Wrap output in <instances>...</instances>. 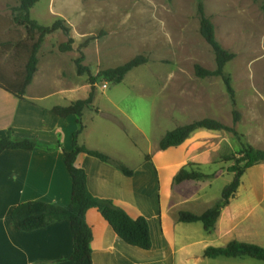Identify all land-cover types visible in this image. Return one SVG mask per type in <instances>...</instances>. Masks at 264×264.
<instances>
[{
  "label": "crops",
  "instance_id": "0c3cea01",
  "mask_svg": "<svg viewBox=\"0 0 264 264\" xmlns=\"http://www.w3.org/2000/svg\"><path fill=\"white\" fill-rule=\"evenodd\" d=\"M49 36L38 53L37 71L26 89L25 99L0 87V139L11 131L16 138L37 142L33 150H6L0 154V264H74L70 261L73 235L69 221L21 232L15 229L11 218L13 210L23 203L41 201L61 207L71 203L73 184L65 153L73 150V136L79 126L76 116L62 118L51 109L67 107L78 100L74 96L75 88H59L57 79L62 69L58 57L46 48ZM25 37L17 35L15 41ZM13 44L1 45L14 57ZM116 67L119 66L107 69ZM13 68L14 65L11 70L0 64V79H14L22 74L21 69ZM98 114L104 113L99 110ZM131 122L146 137L144 130ZM122 132L121 145L109 140L114 146L108 148L92 141L84 125L78 142L121 162L134 171L132 177L124 175L113 164L87 154L77 157L76 166L85 170L87 186L94 197L113 201L132 217L144 216L148 220L152 248L143 250L127 244L98 209H90L86 222L93 234V264H264L250 257L205 256L207 249L224 248L232 241L264 248V162L246 171L237 194L222 211L216 226L207 232L202 223L178 222V212L205 213L221 199L223 189L234 179L231 165L219 170L215 168L217 164L212 163L213 153L216 155L218 148L213 142L209 146L206 141L213 139V131H197L183 145L161 151L159 143L165 130L150 141V148L140 163L133 162L129 154L134 148L137 151V140L126 129L122 128ZM124 138L127 143L123 142ZM146 156H151V160L146 161ZM189 163L195 164L196 171L214 177L179 184L178 198L174 199L173 179ZM203 169L208 171L203 172ZM167 171L173 173L166 186ZM191 185L196 189L190 190ZM170 209L177 214V220L169 216Z\"/></svg>",
  "mask_w": 264,
  "mask_h": 264
},
{
  "label": "rangeland",
  "instance_id": "374dc122",
  "mask_svg": "<svg viewBox=\"0 0 264 264\" xmlns=\"http://www.w3.org/2000/svg\"><path fill=\"white\" fill-rule=\"evenodd\" d=\"M200 1L215 26L218 41L236 55L225 68L232 78L235 105L220 77L200 79L195 74L196 65L210 71L216 69L214 52L200 34ZM19 5L20 0H0V64L11 70L14 65L13 69L23 71L25 59L13 57L1 45L15 44L17 35L27 37L25 29L13 23V10ZM263 5L264 0H39L31 17L44 26L60 20L69 29L68 35L61 30L51 34L46 48L58 57L62 69L57 79L59 88H75L77 100H86L92 94L82 119L92 141L108 148L120 146L121 130L126 129L138 144L137 151L134 148L129 154L133 162L140 163L150 141L161 132L214 119L234 126L242 135L240 139L226 131H211L213 139L206 141L218 148L212 156L215 168L226 170L238 162L240 166L245 164L241 162L244 145L264 150ZM70 39L72 49L61 53L59 46ZM82 53L83 64L93 76L137 56L149 61L133 69L120 84L103 78L91 84L88 75L77 74L75 62ZM99 110L104 114H98ZM234 112L241 117L235 125ZM114 116L117 122L112 119ZM131 120L148 138L135 129ZM123 142L127 143V139ZM225 157L233 161H226ZM188 166L196 171L195 164L185 167ZM172 173L166 172V186ZM178 188L172 182L174 199L178 198ZM189 189L196 188L191 185ZM169 216L177 220L171 209Z\"/></svg>",
  "mask_w": 264,
  "mask_h": 264
},
{
  "label": "trees",
  "instance_id": "16d2710c",
  "mask_svg": "<svg viewBox=\"0 0 264 264\" xmlns=\"http://www.w3.org/2000/svg\"><path fill=\"white\" fill-rule=\"evenodd\" d=\"M38 1L20 0V5L13 10L15 13L13 23L23 27L27 33L25 40L18 41L14 44L15 55L18 56V59L24 58L25 65L22 74L16 76V78L8 80L0 79V87L2 89L22 100L25 99L26 89L32 83L37 71L38 53L45 38L59 30L63 31L66 35L69 34V29L64 25L63 21L59 20L51 26H44L32 19L31 10ZM198 14L200 18V34L214 52L216 69L210 71L196 65L195 74L200 79L220 77L228 95L235 105V90L232 85V78L225 72V68L228 63L235 59L236 55L227 51L218 41L215 26L211 19L206 16L205 6L202 1L198 4ZM71 44L72 40L70 39L69 42L59 46V51L61 53L70 51L72 49ZM84 60L85 56L82 53L75 62L79 76L88 75L91 84H95L98 78H103L116 85L122 83L133 69L145 65L149 61L145 56H137L124 65L103 70L97 76H93L90 69L83 64ZM91 102L92 94L88 99L78 100L70 106H56L51 109L54 115L62 118L76 116L79 126V129L73 136V150L65 153L66 167L73 184L71 203L66 207H61L41 201H31L18 205L13 210L11 217L13 226L21 232H33L46 228L56 222L69 221L73 235V253L70 261L74 264H93L91 248L93 234L86 222V215L90 209L94 208L98 209L104 219L112 226L116 234L124 242L143 250H150L152 248L151 230L148 220L144 216L132 217L113 201L94 197L88 189L85 170L76 166L77 157L80 154H87L103 162L113 164L128 177L134 175V171L128 169L121 162L114 161L106 154L89 150L79 144V135L84 130L82 121L83 114ZM240 120V114L234 112V125L239 123ZM200 130L226 131L240 139L242 138V135L236 131L234 126L225 125L214 119H203L168 131L161 139L159 149L161 151H167L170 148H177ZM36 146L37 142L35 140L16 138L9 131L5 138L0 139V154L6 150H33ZM241 155V162H245V164L240 166L238 162L230 169V172L234 173V179L223 189L221 199L212 208L200 215L193 212L179 211L178 222L188 224L202 223L207 232L216 226L222 211L237 194L243 175L249 168L264 162V150L255 149L251 145H244ZM145 159L146 161H150L151 156H146ZM225 160L233 161L231 157H225ZM189 167L182 168L175 175L173 185H179L186 181L207 180L214 177L207 176L199 171L189 170ZM205 256L209 258L221 256L229 258L250 257L264 262V248L255 244L232 241L224 248L207 249Z\"/></svg>",
  "mask_w": 264,
  "mask_h": 264
}]
</instances>
